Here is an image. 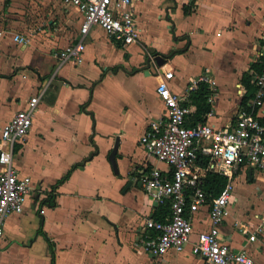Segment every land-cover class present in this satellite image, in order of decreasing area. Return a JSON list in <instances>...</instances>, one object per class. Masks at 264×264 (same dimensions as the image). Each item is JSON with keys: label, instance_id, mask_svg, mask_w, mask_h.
Masks as SVG:
<instances>
[{"label": "crops", "instance_id": "obj_1", "mask_svg": "<svg viewBox=\"0 0 264 264\" xmlns=\"http://www.w3.org/2000/svg\"><path fill=\"white\" fill-rule=\"evenodd\" d=\"M51 1L64 19L58 29H43V13L37 10L32 14L38 16L37 28H28L26 10L23 21L4 18L0 23V129L30 97L40 95L30 132L15 147V166L32 178L35 189L23 211L5 221L0 264H51L42 230L55 243V264H207L191 243L158 257L138 243L144 219L158 207L143 186L145 166L170 169L147 156L141 139L149 121L166 111L157 85L168 70L174 71L171 89L187 93L191 119L196 105L187 87L208 70L215 83L208 87L211 109L203 121L214 127L235 121L248 92L243 76L253 78L263 61L264 0H139L137 41L118 43L94 26L84 37L83 58L64 63L54 52L82 38V17L62 0ZM186 4L191 7L187 14ZM152 29L166 38L155 39ZM16 33L28 35L29 43L16 42ZM104 47L115 57L104 56ZM136 50L141 56L135 61ZM156 54L167 61L157 64ZM233 77L238 78L235 87ZM257 113L264 118V104ZM117 141L118 171L109 158ZM0 148L10 146L1 141ZM254 182L261 189L258 195L249 190ZM233 198L222 236L264 264V176L245 167L236 176ZM192 221L194 241L210 226L207 207L193 213ZM253 233L254 241L249 239Z\"/></svg>", "mask_w": 264, "mask_h": 264}, {"label": "built area", "instance_id": "obj_2", "mask_svg": "<svg viewBox=\"0 0 264 264\" xmlns=\"http://www.w3.org/2000/svg\"><path fill=\"white\" fill-rule=\"evenodd\" d=\"M138 1L62 0L65 6L74 7L80 13L82 38L57 49L54 52L57 61L81 60L85 51L84 37L94 26L104 29L118 43L137 41L140 34L136 14ZM14 40L24 45L29 43L26 34L16 33ZM262 59V68L253 71L255 91L252 98L240 107L235 121L225 127H214L205 121L191 122L192 109L186 104L187 93L175 92L169 85L174 71L160 75L157 94L166 111L149 121L141 145L147 156L167 163L170 169L164 171L146 164L142 181L154 204L168 203L171 212L164 219L150 215L143 221L144 229L137 240L151 256L158 257L168 251L181 252L191 243L193 253L202 256L207 264H256L247 249L235 250L225 241L221 226L234 208L238 173L251 167L264 176V121L257 113L264 104V46ZM201 83L208 87L214 85V77L208 70L194 78L187 90H195ZM39 100V94L30 97L27 106L18 110L0 129V142L10 146L0 148V238L4 235L7 217L21 213L35 189L32 178L20 175L15 166V147L30 132ZM208 171L229 179L219 196H213L204 188ZM203 207H207L210 226L192 241V215ZM258 230L263 231V228ZM256 237L255 233L249 235L252 241Z\"/></svg>", "mask_w": 264, "mask_h": 264}, {"label": "trees", "instance_id": "obj_3", "mask_svg": "<svg viewBox=\"0 0 264 264\" xmlns=\"http://www.w3.org/2000/svg\"><path fill=\"white\" fill-rule=\"evenodd\" d=\"M190 5H185L184 6V12L190 13ZM255 65V64H254ZM256 66V65H255ZM257 70H260L262 68V65L260 67L256 66ZM243 81L247 87L248 92L245 94V96L242 99V106H245L248 104V101L250 98L253 96L255 88L254 84L252 83V78L251 75L245 74L243 76ZM210 95V90L208 88V85L206 83H201L195 90H192L190 92V98L192 101V104L196 105V111L194 115L192 116V119L190 120L192 122H197V121H203L204 120V114H206L208 111L211 109V104L208 102V98ZM186 104L190 105L188 101ZM262 121H264V118H262ZM206 164V160L203 162ZM70 174V171L63 177L61 178L58 182H62L65 178H67ZM229 182V179L227 176L208 171L206 173L205 179H204V188L211 193L213 196H219L225 189ZM47 201L49 204L52 206L53 205V196L49 195L47 198ZM171 212L170 205L168 203L165 204H160L156 210L153 212L152 216L155 217L156 219H164L167 215H169ZM43 235L46 237V239L49 242L51 253H52V262L51 264H55V243L50 239V237L47 235L45 231L42 230Z\"/></svg>", "mask_w": 264, "mask_h": 264}, {"label": "rangeland", "instance_id": "obj_4", "mask_svg": "<svg viewBox=\"0 0 264 264\" xmlns=\"http://www.w3.org/2000/svg\"><path fill=\"white\" fill-rule=\"evenodd\" d=\"M7 2H8V0H0V23L3 22L4 18L6 20H11L12 18H14V19H17L19 21H23V19H21V17H20V15L23 16V14H24L22 12L23 10H26L25 14H26V19H28V23H29V27L28 28L29 29L33 28V27L37 28L40 25V22L37 20L38 16H36V17L33 16L32 17V14H34L36 10L38 12H42L43 13V15L41 14V17H42V25H41V27L43 29L46 28V27H52V29H58L61 26V24L64 23V19H62L61 15L56 13V7L54 6L53 1H51V0H9V5L8 6H7ZM7 7L8 8L11 7L12 10L7 9ZM9 13L14 15V17H8L7 14H9ZM50 19H54L55 20V23L52 26L49 23ZM152 30H153L152 33L155 35V39L166 38L164 32L157 33V32H154L155 29H152ZM103 49L105 50V55L104 56H109L110 58H114L115 57L112 54L108 53L109 50H108L107 47H104ZM139 52H140L139 50L138 51L136 50L134 52L135 53V55H134L135 61L138 60L140 58V56H141V53H139ZM233 78H234V81L232 82L231 86L235 87V82L238 81V78H235V77H233ZM215 79H216V82H217L218 81L217 77H215ZM144 91H145V89H144ZM237 189L241 190L240 185L238 186ZM249 190L253 191L255 195H258V193L261 191L260 187L255 182L250 185ZM36 215L39 216V214H36ZM37 262L42 264V260H38Z\"/></svg>", "mask_w": 264, "mask_h": 264}, {"label": "water", "instance_id": "obj_5", "mask_svg": "<svg viewBox=\"0 0 264 264\" xmlns=\"http://www.w3.org/2000/svg\"><path fill=\"white\" fill-rule=\"evenodd\" d=\"M155 59L157 61V64H159V65H161L163 62L167 61V57L165 55H163V54H156L155 55ZM161 60L163 62H161ZM148 61L151 62V58H149ZM118 146H119V142L117 141L115 143V146H114V148H113V150H112V152L110 154V157H109L111 162H112V165H113V167H114V169L116 171H118L117 157H116V154H117V151H118ZM250 175H251V170H250Z\"/></svg>", "mask_w": 264, "mask_h": 264}]
</instances>
